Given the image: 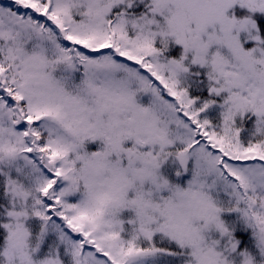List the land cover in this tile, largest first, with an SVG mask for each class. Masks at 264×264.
<instances>
[{"label":"snow or ice","instance_id":"obj_1","mask_svg":"<svg viewBox=\"0 0 264 264\" xmlns=\"http://www.w3.org/2000/svg\"><path fill=\"white\" fill-rule=\"evenodd\" d=\"M0 264H264V0H0Z\"/></svg>","mask_w":264,"mask_h":264}]
</instances>
